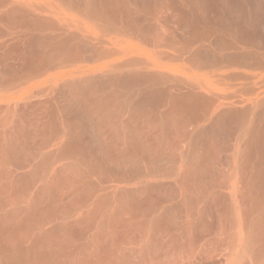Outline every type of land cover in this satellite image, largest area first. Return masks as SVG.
Segmentation results:
<instances>
[{"label": "bare ground", "instance_id": "obj_1", "mask_svg": "<svg viewBox=\"0 0 264 264\" xmlns=\"http://www.w3.org/2000/svg\"><path fill=\"white\" fill-rule=\"evenodd\" d=\"M0 264H264V0H0Z\"/></svg>", "mask_w": 264, "mask_h": 264}]
</instances>
